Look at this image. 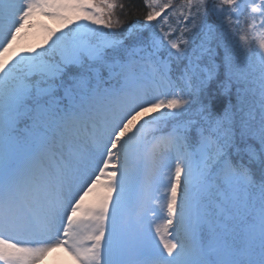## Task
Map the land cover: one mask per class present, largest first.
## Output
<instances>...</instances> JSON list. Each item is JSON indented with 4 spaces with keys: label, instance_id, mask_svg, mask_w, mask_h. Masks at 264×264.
I'll return each instance as SVG.
<instances>
[{
    "label": "snow or ice",
    "instance_id": "6c2138e0",
    "mask_svg": "<svg viewBox=\"0 0 264 264\" xmlns=\"http://www.w3.org/2000/svg\"><path fill=\"white\" fill-rule=\"evenodd\" d=\"M142 6L0 0V264H264V0Z\"/></svg>",
    "mask_w": 264,
    "mask_h": 264
},
{
    "label": "rangeland",
    "instance_id": "374dc122",
    "mask_svg": "<svg viewBox=\"0 0 264 264\" xmlns=\"http://www.w3.org/2000/svg\"><path fill=\"white\" fill-rule=\"evenodd\" d=\"M33 27L31 29H26L25 32L21 36L20 45L29 47L30 38L35 36L36 34L42 32L46 35L45 28L51 29L47 24V22L43 19V16L37 14L33 21H32ZM54 31V30H53ZM15 55V47L13 50H10L8 53L5 54L6 59L9 61L12 60L13 56ZM91 199V198H90ZM59 254L58 257H54V255ZM50 255L48 254L44 257V259L40 262V264H76V261L72 256H70L66 251L63 249H57L53 252H50Z\"/></svg>",
    "mask_w": 264,
    "mask_h": 264
},
{
    "label": "trees",
    "instance_id": "16d2710c",
    "mask_svg": "<svg viewBox=\"0 0 264 264\" xmlns=\"http://www.w3.org/2000/svg\"><path fill=\"white\" fill-rule=\"evenodd\" d=\"M117 3H124V4H135L136 7L134 9H131V11L133 12V18H136V16H138L140 14L141 11H143V6H142V0H116ZM174 3L179 6L180 3H182V0H174ZM117 12H119V9L116 10ZM49 21H51V25L55 30L58 29H63L64 28V23L62 21L56 20V19H52V18H47ZM66 30V29H64ZM38 36L32 39L31 42V46H35L38 45Z\"/></svg>",
    "mask_w": 264,
    "mask_h": 264
},
{
    "label": "bare ground",
    "instance_id": "6f19581e",
    "mask_svg": "<svg viewBox=\"0 0 264 264\" xmlns=\"http://www.w3.org/2000/svg\"><path fill=\"white\" fill-rule=\"evenodd\" d=\"M54 257H55V258H56V257H58V258H59V254H57V255L55 254V255H54Z\"/></svg>",
    "mask_w": 264,
    "mask_h": 264
}]
</instances>
